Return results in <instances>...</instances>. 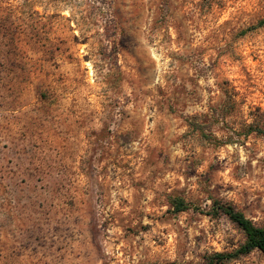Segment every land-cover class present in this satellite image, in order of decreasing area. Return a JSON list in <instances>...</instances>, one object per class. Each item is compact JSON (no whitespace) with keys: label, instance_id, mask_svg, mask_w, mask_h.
<instances>
[{"label":"rangeland","instance_id":"obj_1","mask_svg":"<svg viewBox=\"0 0 264 264\" xmlns=\"http://www.w3.org/2000/svg\"><path fill=\"white\" fill-rule=\"evenodd\" d=\"M262 20L264 0H0V264H201L244 241L215 199L264 226Z\"/></svg>","mask_w":264,"mask_h":264},{"label":"trees","instance_id":"obj_2","mask_svg":"<svg viewBox=\"0 0 264 264\" xmlns=\"http://www.w3.org/2000/svg\"><path fill=\"white\" fill-rule=\"evenodd\" d=\"M264 23V21H260ZM258 133L264 135V130L256 128ZM171 204L175 211H183L189 207V204L182 198H173ZM214 213L225 214L244 234V241L232 252H214L204 257L201 264H225L230 259L240 255L247 254L253 250H259L264 253V226L255 224L246 217L240 210L236 209L229 202L219 199L213 200Z\"/></svg>","mask_w":264,"mask_h":264}]
</instances>
